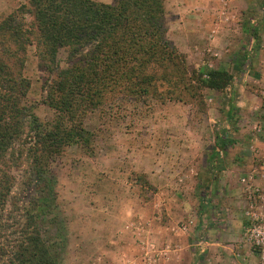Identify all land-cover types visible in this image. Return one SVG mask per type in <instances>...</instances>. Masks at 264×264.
<instances>
[{
    "label": "rangeland",
    "instance_id": "374dc122",
    "mask_svg": "<svg viewBox=\"0 0 264 264\" xmlns=\"http://www.w3.org/2000/svg\"><path fill=\"white\" fill-rule=\"evenodd\" d=\"M26 3L0 0V20ZM263 5L166 0L169 40L199 73L229 72L231 86L203 89L189 103L118 102L89 113L85 127L92 144L70 146L52 163L56 195L39 221L58 264H129L131 255L148 264H207L215 255L213 264H231L233 253L250 261L243 264H259L262 249L244 225L247 212L264 213V116L257 109L262 101L264 108ZM229 15L246 19L244 39L212 42L206 25L229 27ZM23 55L31 82L24 104L53 121L54 110L43 102L51 74L35 45ZM58 59L66 68L65 50ZM229 101L235 105L232 120ZM225 129L236 143L222 155L227 169L214 182L208 160Z\"/></svg>",
    "mask_w": 264,
    "mask_h": 264
},
{
    "label": "trees",
    "instance_id": "16d2710c",
    "mask_svg": "<svg viewBox=\"0 0 264 264\" xmlns=\"http://www.w3.org/2000/svg\"><path fill=\"white\" fill-rule=\"evenodd\" d=\"M167 34L166 0H27L0 20V264H58L39 221L56 195L52 163L70 146L92 144L89 113L118 102L189 103L203 89L231 86L226 70L191 68ZM32 45L51 74L43 100L55 112L50 122L24 104L31 82L23 54ZM235 143L229 129L217 135L214 182Z\"/></svg>",
    "mask_w": 264,
    "mask_h": 264
},
{
    "label": "crops",
    "instance_id": "0c3cea01",
    "mask_svg": "<svg viewBox=\"0 0 264 264\" xmlns=\"http://www.w3.org/2000/svg\"><path fill=\"white\" fill-rule=\"evenodd\" d=\"M229 10L233 11L231 6H229ZM242 8V7H240ZM247 6L244 7V10H246ZM240 14L241 16L244 15L242 10H240ZM234 18V21H232ZM227 19H229V24L230 26L229 27H224L223 29H219V27H221V24H209V25H206L207 26V32L206 34L211 37V41L212 42H219V41H222L223 43H234L235 41H238V40H242L244 39V21H246V19H242V18H236V17H233L231 15L227 16ZM179 25L181 27L179 28H182V30H184L186 32V35L188 36H193V33L192 31H189L188 29H190L191 27L185 25V24H180ZM257 28H259L258 26L255 28V30H257ZM263 28V26H262ZM247 32V30H246ZM256 33V31H253ZM183 34H185L183 32ZM263 39H264V35H262ZM263 43V41H262ZM263 48L260 52L261 55H264V43H263ZM261 71L263 73V76H264V65H261ZM264 85V84H263ZM263 105V101L261 102V105L259 104V107H257V109L260 110L259 114L263 115L264 116V108L262 107ZM255 215H257L258 217H261L263 220H264V213L263 212H259V211H249L246 213V217L248 218V220H250L252 217H254ZM249 224V221L245 223L244 225V228L245 230L247 229V226ZM261 255V254H260ZM214 257L215 255H213L212 257H210L211 259H209L210 261H208L207 264H213L215 263L214 260ZM105 259H109V257H105ZM242 259V260H241ZM243 260H246V258L241 255V254H234L233 253V257H231V264H243L241 261ZM239 261V262H238ZM245 263L246 262H250L248 260L244 261ZM129 264H148L147 263V260L145 257H138L136 255H131L130 258H129ZM192 264V263H190ZM193 264H195V261H193ZM259 264H264V258H263V255L260 256V259H259Z\"/></svg>",
    "mask_w": 264,
    "mask_h": 264
},
{
    "label": "built area",
    "instance_id": "2783aa9c",
    "mask_svg": "<svg viewBox=\"0 0 264 264\" xmlns=\"http://www.w3.org/2000/svg\"><path fill=\"white\" fill-rule=\"evenodd\" d=\"M246 236L258 248L262 249L264 258V220L255 215L249 220Z\"/></svg>",
    "mask_w": 264,
    "mask_h": 264
}]
</instances>
